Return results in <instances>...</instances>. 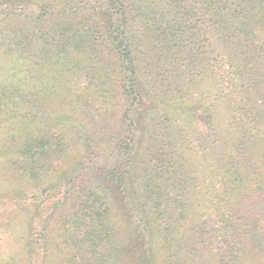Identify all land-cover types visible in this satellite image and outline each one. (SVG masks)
I'll return each mask as SVG.
<instances>
[{"label": "trees", "instance_id": "trees-1", "mask_svg": "<svg viewBox=\"0 0 264 264\" xmlns=\"http://www.w3.org/2000/svg\"><path fill=\"white\" fill-rule=\"evenodd\" d=\"M4 207L41 264H264V0H0Z\"/></svg>", "mask_w": 264, "mask_h": 264}, {"label": "rangeland", "instance_id": "rangeland-1", "mask_svg": "<svg viewBox=\"0 0 264 264\" xmlns=\"http://www.w3.org/2000/svg\"><path fill=\"white\" fill-rule=\"evenodd\" d=\"M36 10V9H33ZM102 160H100L101 162ZM9 210L5 207L0 209V221L5 220L8 217ZM19 216H22L19 214ZM25 217L29 218V214L25 213ZM21 220V227L16 228L15 231L7 230L0 228V257L7 259L5 264H41L42 249L38 248L37 255L33 257V261H28V253L25 251V241L23 237L25 236L26 228L24 226V221ZM41 245V244H40ZM16 251V254L13 255V259L8 260L9 256L7 255L8 250ZM12 257V256H11Z\"/></svg>", "mask_w": 264, "mask_h": 264}]
</instances>
